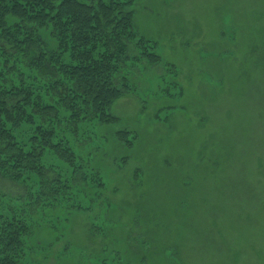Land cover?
I'll return each mask as SVG.
<instances>
[{"label": "rangeland", "instance_id": "obj_1", "mask_svg": "<svg viewBox=\"0 0 264 264\" xmlns=\"http://www.w3.org/2000/svg\"><path fill=\"white\" fill-rule=\"evenodd\" d=\"M131 10L160 62L137 61L129 45L118 121L87 124L88 145L74 139L105 190L81 194L89 210L38 213L25 264H264V0ZM121 131L136 137L130 147ZM0 192L20 194L1 178Z\"/></svg>", "mask_w": 264, "mask_h": 264}, {"label": "trees", "instance_id": "obj_2", "mask_svg": "<svg viewBox=\"0 0 264 264\" xmlns=\"http://www.w3.org/2000/svg\"><path fill=\"white\" fill-rule=\"evenodd\" d=\"M132 4L0 0V178L20 190L16 197L0 192V264L30 262L27 241L45 207L89 210L81 194L105 190L74 139L87 124L118 121L110 110L129 89L125 76L121 86L116 79L130 44L137 61L160 62L156 45L134 32ZM79 136L87 145L97 138ZM115 137L127 147L136 138L126 131Z\"/></svg>", "mask_w": 264, "mask_h": 264}]
</instances>
